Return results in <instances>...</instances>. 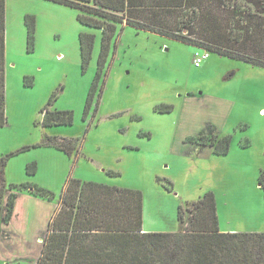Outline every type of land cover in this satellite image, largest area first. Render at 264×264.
<instances>
[{
	"label": "rangeland",
	"instance_id": "rangeland-1",
	"mask_svg": "<svg viewBox=\"0 0 264 264\" xmlns=\"http://www.w3.org/2000/svg\"><path fill=\"white\" fill-rule=\"evenodd\" d=\"M135 2L129 15L138 21L251 61L115 24L94 103L83 118L102 30L78 22L82 11L76 8L49 0H5L2 206L9 194L17 198L8 224L5 209L1 213L0 264H36L68 179L140 191L144 232H184L191 214L185 212L181 226L178 207L191 206L206 192L214 194L220 232L264 231L258 185L264 170V0ZM26 16L34 18L31 51ZM80 33L95 37L85 69ZM199 54L208 59L196 68ZM163 105L172 110L158 112ZM53 111L72 112L73 123L44 127L45 112ZM214 136L230 138L226 155L213 154L197 140ZM51 138L78 139L79 151L67 155L49 145ZM32 164L36 169L29 174ZM22 185L46 190L53 199ZM174 251L160 256L169 260Z\"/></svg>",
	"mask_w": 264,
	"mask_h": 264
},
{
	"label": "trees",
	"instance_id": "trees-1",
	"mask_svg": "<svg viewBox=\"0 0 264 264\" xmlns=\"http://www.w3.org/2000/svg\"><path fill=\"white\" fill-rule=\"evenodd\" d=\"M81 10L77 20L81 24L102 30L101 51L97 61V72L86 96L83 118L89 113L95 99L98 82L102 76L109 53V39L115 32V24H123L154 32L161 36L191 44L219 55L237 57L251 61L245 55L233 53L207 45L186 36L165 29L156 28L138 21L129 12L138 5L136 0H49ZM28 51L32 50L34 18L26 16ZM94 35L80 33L79 45L82 68L90 60ZM259 64V62H256ZM264 65V64H263ZM5 0H0V128L5 126ZM162 107V106H161ZM157 109L169 113L171 105ZM73 113L69 111L45 112L42 125L70 126ZM208 145L215 155H226L230 138L212 137L197 139ZM49 145L73 155L79 151L78 139L51 138ZM25 150L29 147L24 148ZM7 159H0V217L5 209L3 221H11L16 193L6 196L5 183L1 174ZM31 167V168H30ZM34 173L35 164L26 167ZM111 175H117L109 172ZM166 190L171 192L167 182ZM258 185L263 191L264 170L258 177ZM14 189L17 186L11 185ZM36 196L51 201L53 194L38 187L20 186ZM61 205L56 209L42 238V248L36 264H264V233H223L218 228V216L214 194L206 192L191 206H179L177 219L182 226L185 212L191 214L190 223L184 232L158 233L144 232L143 196L138 190L119 189L103 184L68 179L60 195ZM174 248L175 253L168 260L160 256L161 251Z\"/></svg>",
	"mask_w": 264,
	"mask_h": 264
},
{
	"label": "built area",
	"instance_id": "built-area-1",
	"mask_svg": "<svg viewBox=\"0 0 264 264\" xmlns=\"http://www.w3.org/2000/svg\"><path fill=\"white\" fill-rule=\"evenodd\" d=\"M208 59V55L207 54H199L194 60H193V64L194 67L199 68L201 66V64L206 61Z\"/></svg>",
	"mask_w": 264,
	"mask_h": 264
},
{
	"label": "crops",
	"instance_id": "crops-1",
	"mask_svg": "<svg viewBox=\"0 0 264 264\" xmlns=\"http://www.w3.org/2000/svg\"><path fill=\"white\" fill-rule=\"evenodd\" d=\"M58 208V206H56L55 207V209H54V211L52 212V215L50 216V218L53 216V214H54V212L56 211V209ZM50 218H49V220H50ZM49 220H48V222H49ZM48 222H47V225H48ZM46 232H47V228H46ZM225 232V231H224ZM230 232H232V231H230ZM251 233V232H250ZM258 233H264V231L263 232H258ZM39 241L41 240L40 238L38 239Z\"/></svg>",
	"mask_w": 264,
	"mask_h": 264
}]
</instances>
